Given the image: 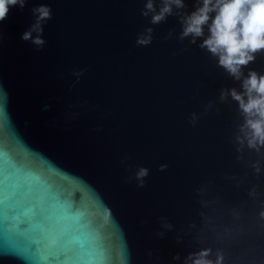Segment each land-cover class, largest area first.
Instances as JSON below:
<instances>
[{"label": "water", "instance_id": "water-1", "mask_svg": "<svg viewBox=\"0 0 264 264\" xmlns=\"http://www.w3.org/2000/svg\"><path fill=\"white\" fill-rule=\"evenodd\" d=\"M40 3L37 50L20 35ZM143 3L29 0L0 22V264H183L204 247L264 264V148L237 151L243 117L220 100L241 81ZM249 71L264 75V51Z\"/></svg>", "mask_w": 264, "mask_h": 264}, {"label": "clouds", "instance_id": "clouds-1", "mask_svg": "<svg viewBox=\"0 0 264 264\" xmlns=\"http://www.w3.org/2000/svg\"><path fill=\"white\" fill-rule=\"evenodd\" d=\"M28 2L29 0H0V22L8 18L11 8L23 10ZM185 7V0H159L157 10L155 0H144L140 15L148 18L149 25H159L175 15L181 27L178 39H188L189 43L195 44L197 39L202 38L199 47L215 56L220 67L234 79L241 81L242 91L234 88L222 90L220 100L223 102L227 96H231L237 102L243 117L239 134L235 136L237 151L246 146L259 152L264 148V75L249 71L244 76L242 68L255 59L256 53L264 51V0H195L192 11H182ZM30 11L33 21L21 33L20 39L30 42L40 50L46 44L43 26L52 19V9L49 5L40 3ZM153 31V27L146 26L137 35L135 43L140 46L150 45ZM171 35L169 31L165 39ZM73 74L78 78L82 72ZM190 122L195 124V114ZM166 167L161 165L160 169L164 170ZM254 168L259 172L258 165H254ZM148 175L149 170L145 167L136 170L138 187L144 186ZM260 215L264 217V210ZM161 219L163 221L164 218ZM162 227L170 230L172 225L162 223ZM156 235L162 237L164 233L157 232ZM212 251L211 248L204 247L190 252L184 258L183 264H223V253L217 250L215 259H211ZM179 259V254L173 256V260Z\"/></svg>", "mask_w": 264, "mask_h": 264}]
</instances>
